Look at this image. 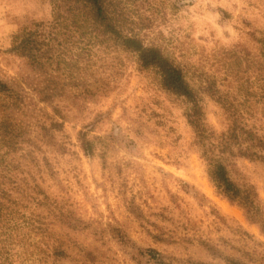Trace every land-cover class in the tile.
<instances>
[{
	"label": "rangeland",
	"instance_id": "1",
	"mask_svg": "<svg viewBox=\"0 0 264 264\" xmlns=\"http://www.w3.org/2000/svg\"><path fill=\"white\" fill-rule=\"evenodd\" d=\"M115 2L123 25L192 82H212L258 106L252 93L264 84V0ZM52 15V0H0V80L9 89L0 94V117H8V137L21 134L22 143L8 159L32 161L64 211L54 226L66 249L57 264H264V229L217 191L186 102L161 86L154 69L112 42L78 71L34 67L12 49L16 32ZM204 97L209 127L224 131V109ZM253 111L264 127V115ZM82 131L92 154L81 148ZM230 161L231 177L252 185L264 210V162Z\"/></svg>",
	"mask_w": 264,
	"mask_h": 264
},
{
	"label": "trees",
	"instance_id": "2",
	"mask_svg": "<svg viewBox=\"0 0 264 264\" xmlns=\"http://www.w3.org/2000/svg\"><path fill=\"white\" fill-rule=\"evenodd\" d=\"M52 3V20L35 22L33 27L16 32L12 49L29 59L34 67L56 63V68L66 64L65 67L77 71L94 61L96 48L110 42L133 53L141 68L154 69L161 86L186 102L188 122L217 191L241 205L248 217L264 229V210L257 191L252 185L234 181L229 171L232 157L264 162L263 117L257 118L253 111L258 109L264 115V84L260 93H252L258 104L252 108L248 98L235 101L212 82L206 85L203 80L198 84L192 82L179 63L123 25L116 14L115 0H52ZM8 90V85L0 80V94L7 95ZM205 95L216 98L226 113L228 125L220 133L213 131L206 121ZM20 135L8 137V117H0V264H57L59 258L66 256V249L54 226L64 211L55 198L45 193L32 170V161L8 159L9 153L21 149ZM78 138L83 151L92 154L94 142L87 132L82 131ZM42 166L48 169L51 165L46 160ZM159 264L165 263L160 260ZM230 264L245 263L230 260Z\"/></svg>",
	"mask_w": 264,
	"mask_h": 264
}]
</instances>
